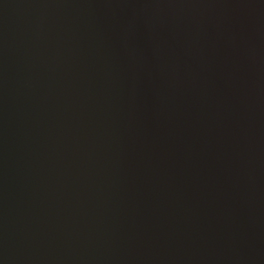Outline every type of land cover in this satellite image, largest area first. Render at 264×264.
Returning <instances> with one entry per match:
<instances>
[{
  "label": "water",
  "instance_id": "obj_1",
  "mask_svg": "<svg viewBox=\"0 0 264 264\" xmlns=\"http://www.w3.org/2000/svg\"><path fill=\"white\" fill-rule=\"evenodd\" d=\"M0 264H264V0H0Z\"/></svg>",
  "mask_w": 264,
  "mask_h": 264
}]
</instances>
